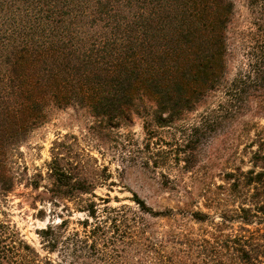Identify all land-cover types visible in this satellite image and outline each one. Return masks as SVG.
<instances>
[{
	"label": "trees",
	"instance_id": "trees-1",
	"mask_svg": "<svg viewBox=\"0 0 264 264\" xmlns=\"http://www.w3.org/2000/svg\"><path fill=\"white\" fill-rule=\"evenodd\" d=\"M231 8L229 0H0V200L18 182L13 150L45 121L49 104L86 107L110 121L148 100L165 126L217 89L227 69ZM243 77L184 130L185 167L206 136L224 135L225 124L253 103L264 117V96L254 97ZM246 127L248 167L231 162L220 183L200 186L201 206L158 210L133 194V206L99 209L74 196L90 184L73 180L55 154L48 191L57 202L78 198L75 210L87 217L79 229L61 217L37 230L44 256L0 219V264H264V126Z\"/></svg>",
	"mask_w": 264,
	"mask_h": 264
},
{
	"label": "rangeland",
	"instance_id": "rangeland-1",
	"mask_svg": "<svg viewBox=\"0 0 264 264\" xmlns=\"http://www.w3.org/2000/svg\"><path fill=\"white\" fill-rule=\"evenodd\" d=\"M229 1L232 8L226 25L225 77L190 111L159 126L155 103L148 100L138 101L130 117L110 121L94 116L86 107L49 104L45 121L13 150L11 166L18 182L0 200V219L7 218L41 256L46 251L37 230L59 222L61 217L67 220L69 230L80 228L78 221L87 216L75 210L76 203L82 202L78 198L93 200L99 209L105 205L133 206V194L158 210L189 201L201 206L202 199L196 198L200 186L212 180L220 183L218 175L231 162L242 169L248 167L243 149L247 139L242 130L245 132L247 121L264 126V117L255 115L254 103L243 110L240 119L225 124L224 135L206 136L187 167L179 145L184 130L200 113L218 104L225 86L235 76L247 79L254 97L264 96V56L260 58L264 52V0ZM55 154L62 158L73 180L83 178L90 184L87 193L79 195L74 190L78 198L53 199L48 191L51 178L47 167ZM35 180L37 188L31 185ZM50 257L57 260V251Z\"/></svg>",
	"mask_w": 264,
	"mask_h": 264
}]
</instances>
